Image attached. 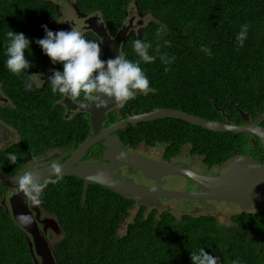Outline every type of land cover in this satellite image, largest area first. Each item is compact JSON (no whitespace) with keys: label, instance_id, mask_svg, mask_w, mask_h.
<instances>
[{"label":"trees","instance_id":"16d2710c","mask_svg":"<svg viewBox=\"0 0 264 264\" xmlns=\"http://www.w3.org/2000/svg\"><path fill=\"white\" fill-rule=\"evenodd\" d=\"M50 1L0 0V87L8 98L6 115L1 117L19 135L5 150L17 155V166L53 150H61L66 157L91 134L87 112L76 109L64 117L58 105L61 95L35 88L26 91L27 72L18 77L5 67L6 33L13 30L30 40L25 50L31 62L29 69H63L60 63L52 64L35 42L46 34L43 25L52 31L70 30L60 22V10ZM69 2H74L81 14L100 16L111 34L125 24L127 6L134 2L138 15L149 11L158 21L129 28L121 52L128 59L138 60L132 42L139 38L152 43L150 55H157L159 43L161 54L176 57L167 65L168 72L159 56L152 63L141 61L153 91L146 96L138 93L135 99L119 105L120 117L165 107L210 120L224 121L226 114L233 123L242 124L245 120L239 109L248 120L256 115V108L264 110V0ZM161 24L166 33L157 37ZM244 24H249V29L240 47L236 35ZM82 30L86 39L100 43L95 33ZM165 40L170 46L164 45ZM202 44L211 49V56L200 50ZM108 55L103 52L102 58ZM118 117L109 112V122ZM120 132L121 139L131 146L164 145L167 155L172 156L187 145L191 156L197 155L208 168L224 164L250 146L248 133L211 131L176 118L138 122ZM82 190V178L64 175L40 197V206L61 228L60 237L52 244L57 264H192L191 250L200 247L219 257V264H232L237 259L240 264H264V210L234 212L227 225L209 213L176 216L165 208L135 205L131 197L93 182L88 183L86 194ZM131 209L134 215L120 231ZM0 264H34L27 233L1 201Z\"/></svg>","mask_w":264,"mask_h":264},{"label":"water","instance_id":"95a60500","mask_svg":"<svg viewBox=\"0 0 264 264\" xmlns=\"http://www.w3.org/2000/svg\"><path fill=\"white\" fill-rule=\"evenodd\" d=\"M77 12L79 13L78 10ZM79 14L81 18L85 15ZM82 23L85 29L92 31L99 37L103 52L108 53L109 57H115L118 52H121V44L131 26V23L128 22V24L121 25L114 34H110L97 14L86 15ZM73 103L75 105L71 106L66 101V108L79 109L88 113L91 134L80 142L71 155L61 164L64 175H74L83 179V194L87 193L88 183L93 182L110 188L119 194L132 197L136 199L137 204L145 202L149 206H159L160 202L155 197V187H146L142 184L134 183L129 178H122L119 171L113 170L115 166L124 164L133 166L136 170L141 171L145 177L157 179L167 173L171 175L180 174L195 183L203 185L205 188L201 191L190 192L157 191V194L167 198L225 199L238 204L242 209H247L254 203L264 208V163H258L250 158L240 156L232 159L229 166L225 170L218 172L217 175L202 174L189 167H183L177 162L162 163L140 154L128 152L119 144L118 137L111 135L112 132L138 122L152 121L158 118H176L211 131L251 133L260 139L264 147V128L257 123L264 118V113L261 110L256 108L258 117L251 122L248 121V115L239 109L241 117L246 122L235 124L226 114L224 121L210 120L181 109L159 107L128 115L101 128L102 122L106 120L105 112L117 105L116 103L109 102L102 107H97L95 103L82 100ZM100 139H104L105 142V151L102 158L109 159V162L80 161L86 150ZM251 140L253 141V139ZM35 169H38V174L42 177L46 176L49 171L46 166ZM189 172L192 175H189ZM19 174L8 175L0 169V186L16 187L14 177ZM10 207V214L14 221L29 234L32 253L39 258L40 264H57L52 248L36 225L31 209L26 205L22 194L18 196V200L13 201L10 199ZM22 213L31 217V223L24 224L17 219Z\"/></svg>","mask_w":264,"mask_h":264},{"label":"clouds","instance_id":"9594fccd","mask_svg":"<svg viewBox=\"0 0 264 264\" xmlns=\"http://www.w3.org/2000/svg\"><path fill=\"white\" fill-rule=\"evenodd\" d=\"M42 27L46 34L35 42L50 58L52 64L63 65L62 71L53 70L47 83L50 84L53 94L59 93L72 101H80L82 98V101L95 103L97 107L106 106L109 102L123 106L129 100L135 99L138 93L146 96L153 91L150 80L141 67V61L152 63L159 56L161 63L166 65L164 71L168 72L170 68L167 65H171L176 60L175 56L161 54L159 43L155 47L157 55H150L149 49L153 47L152 43L139 38L132 42L138 60L126 58L123 52H118L115 57L108 55L107 59H103L101 43L86 39L81 28L71 25L70 30L52 31L47 25ZM248 29L249 24H244L236 35L240 47H243L247 39ZM165 33L166 27L161 24L156 29V35L161 37ZM6 38L5 67L13 75L22 77V74L31 67V62L25 57V50L29 49L30 40L24 33L13 30L6 33ZM164 45L170 46V41L165 40ZM200 50L208 56L212 55L211 49L203 44ZM44 83L45 81L41 78L38 80L35 74H28L24 79V88L26 91H31L34 84L36 87H42ZM6 158L12 164H16L18 159L15 153H7ZM46 167L49 171L44 177L39 175L38 169L35 168H29L14 177L17 194H22L29 207L39 206L42 203L40 197L44 190L50 184L56 185L64 178L62 164L59 161L52 160ZM188 174L192 175L191 172ZM17 219L24 224L31 223L28 214L22 213ZM190 259L192 264H219V257L209 254L203 247L198 251L191 250ZM232 264H240V261L233 260Z\"/></svg>","mask_w":264,"mask_h":264},{"label":"flooded vegetation","instance_id":"af4514ba","mask_svg":"<svg viewBox=\"0 0 264 264\" xmlns=\"http://www.w3.org/2000/svg\"><path fill=\"white\" fill-rule=\"evenodd\" d=\"M85 16L86 15H84L81 19H78L76 25H74L75 23L73 22V20L70 21L71 25L83 29L84 25L82 23V20ZM128 22L131 23L130 28L135 26L133 15L127 17V21L125 22V24H128ZM53 70H61L62 71L63 69H55V68H52V69H28V71L26 73V78H27L28 74L29 75L35 74L38 80H39V78H41L42 80L45 81V83L42 87H36V85L34 84L33 88H35L36 90H40V91H51L50 84H48L47 81H48V77L53 74ZM59 95H61V94H59V93L53 94V96H56V97ZM0 96H1V98H0V162L4 163L2 165V167H0V169L4 173H6L8 175L19 174V173H22L23 171H25L29 168H39V167L47 166L52 160H57L61 163L68 156L71 155L72 151L75 148L66 157H64V153L61 150H53L51 152H47V153L45 152L44 154L42 153L38 156H35V159L29 158L27 160L21 161L18 166H17V162H19V159H17L16 164L9 163V161L6 158L7 153H5V150L11 144H13L17 141L19 135L16 132L15 128H13L9 122H5L4 119L1 117V114L6 115L5 114L6 108L4 106L8 104V98L3 94L1 87H0ZM66 101L69 102L71 106L75 105V103H73V102H76V101H72V100L68 99L67 97H64L63 95H61L58 98V105L60 108H62V112H63L64 117L66 115H72L76 111V109H67L65 106ZM109 112L113 113L114 116H119L115 121H117L121 118H124V116L120 117L121 112L119 110V105H115V106L109 108L105 112V115H106L105 119L106 120L104 122H102L101 128H104L108 124L112 123V122H109ZM261 112L264 113V110L263 111L261 110ZM257 117H258V114L256 112V115L251 120H248V121L253 122L256 120ZM257 123L261 127L264 128V118H262ZM119 133H121L120 129L118 131L112 132L111 135H116L119 139V144L128 152L140 154L142 156H145L146 158H150V159H153L155 161L162 162V163L170 164L172 162H177L179 165H181L183 167H189V168L195 170L196 172L202 173V174L205 173V174H210V175H217L218 172L225 170L229 166V163L232 159L240 157V156L250 158L253 161L258 162V163H264V147L262 146L260 139L256 135L251 134V133H248V134H250V137H249L250 146L246 147L247 149L245 151H243L241 154H238V155L230 158L224 164L216 165L213 168H208V166H206V165L204 166L201 161L191 162L192 156L189 152L188 147L186 148L187 152L183 154V147L184 146L181 148V152L176 156L167 155L166 149L164 148V145L154 146V147L148 146L151 148H158L159 149L158 158L149 157L143 151L138 149L137 146H131L128 143H125V140L121 139V136L119 135ZM251 139H253V141ZM140 144H144V143H140ZM144 145L147 146L146 144H144ZM104 151H105V142H104V139H100L93 146H91L89 149L86 150L85 154L80 158V161H102L104 163H108L109 159H103L102 158ZM57 154H58V156H57ZM51 157H53V158L49 159ZM13 166H14V168H13ZM113 170L119 171L120 176L122 178H129V179L133 180L134 183H139V184H142L146 187H155L156 194H157L158 190H169L171 183L173 181H176V179H187V177H184L180 174L171 175L168 173L161 175L157 179L145 177L141 171L136 170L133 166L124 165V164L115 166L113 168ZM194 187H196V189H194L192 191H198V190L201 191V190L205 189L204 186L199 184V183H195ZM156 194H155V197L160 202L159 206H156V205L149 206L145 202H140L139 204H137L136 199H134L132 197L131 198L134 199L135 205H146L148 208L161 209V208H163L162 205H163L164 201L169 199V198L164 197V196L159 195V194H157V195H159V196H157ZM18 196L19 195L17 194L16 187H2L0 189V201L3 203L5 209L9 213L11 212L10 199L13 201L18 200ZM197 199H200V198H197ZM218 200H220V199H218ZM222 200L234 204L237 207L236 211H234V212L264 210V208H262L261 206H259L258 204H255V203L251 204L250 207L247 209H242L236 203H233V202L225 200V199H222ZM29 208L31 209V212H32V215H33V218L35 220L36 225L38 226L39 230L41 232H43L41 230V228H43L41 226V216L47 212L40 205L39 206H31ZM43 230H44V228H43ZM45 234H46V232H45ZM27 235H28V238L30 239V236L28 233H27Z\"/></svg>","mask_w":264,"mask_h":264},{"label":"rangeland","instance_id":"374dc122","mask_svg":"<svg viewBox=\"0 0 264 264\" xmlns=\"http://www.w3.org/2000/svg\"><path fill=\"white\" fill-rule=\"evenodd\" d=\"M50 1V0H48ZM57 9L60 10L59 20L61 23L66 24L71 27V22L77 24V20L81 19L80 14L77 12L74 2H69L66 0H52ZM51 2V1H50ZM136 6L134 2H130L127 6L126 13L131 16H134V25L135 24H144L148 21L157 22L156 17L149 11L141 12L139 15L137 14V10L134 7ZM132 7V8H131ZM129 8V9H128ZM138 15V16H137ZM188 146L185 145L183 147V154L187 152ZM137 148L143 151L149 157L158 158L159 149L151 148L145 146L144 144L137 145ZM201 158L197 155H194L191 159V162H199ZM195 182L191 179H176L170 185L168 191L170 192H190L196 189ZM163 208L169 210L171 213L179 216L182 213H191V214H201V213H209L215 215L219 222L224 224L230 223V216L236 211L237 207L223 200L218 199H197L190 197H175L169 198L164 201ZM129 215L123 220V225L120 226V231L124 229L125 221L131 220V217L134 215V210L131 209L129 211ZM44 213V212H43ZM45 215V216H44ZM41 216V230L44 232L43 235L45 239L48 241L49 246L52 248V244L56 241L61 235V228L57 223L56 218L48 213H44ZM46 232V234H45ZM34 264H40V260L34 254Z\"/></svg>","mask_w":264,"mask_h":264}]
</instances>
